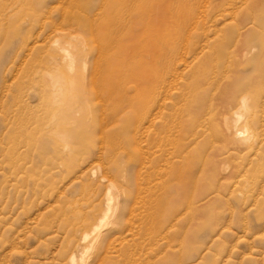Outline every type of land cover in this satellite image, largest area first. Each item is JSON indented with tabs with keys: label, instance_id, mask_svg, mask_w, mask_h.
Wrapping results in <instances>:
<instances>
[{
	"label": "rangeland",
	"instance_id": "rangeland-1",
	"mask_svg": "<svg viewBox=\"0 0 264 264\" xmlns=\"http://www.w3.org/2000/svg\"><path fill=\"white\" fill-rule=\"evenodd\" d=\"M81 257L264 264V0H0V264Z\"/></svg>",
	"mask_w": 264,
	"mask_h": 264
},
{
	"label": "bare ground",
	"instance_id": "bare-ground-1",
	"mask_svg": "<svg viewBox=\"0 0 264 264\" xmlns=\"http://www.w3.org/2000/svg\"><path fill=\"white\" fill-rule=\"evenodd\" d=\"M60 37H64L66 34L64 33V32H61V33H59L58 34ZM59 40V39H58ZM60 42V41H59ZM57 44H58V41H57ZM56 47H59L58 45L56 46ZM61 48V47H60ZM63 50V48H61V51ZM57 51V50H56ZM63 52H65V55H69L70 53H68V52H66V50L64 49L63 50ZM66 57V56H65ZM65 61V60H64ZM237 117V116H236ZM235 118V117H234ZM238 120H231V119H226L225 120V129H224V131H225V133H226V136L228 137V139H230L229 138V136H231V135H240V131H239V129H238ZM235 139V138H234ZM110 206V205H109ZM108 206V207H109ZM95 229V228H94ZM87 234V233H86ZM87 235H89V234H87ZM84 236L85 238V240L87 239V237H89V236ZM98 238V237H97ZM100 239V238H99ZM84 240V241H85ZM98 240V239H97ZM83 241V240H82ZM96 245V244H95ZM82 250H83V248H82ZM81 255H83V254H81ZM85 256V255H84ZM82 258V257H81ZM86 258V257H85ZM79 259V258H78ZM84 258H82L80 261L81 262H83L82 264H87L89 261H87V263L86 262H84ZM80 262V263H81ZM70 264H77V261H76V259L75 258H72L71 259V261H70Z\"/></svg>",
	"mask_w": 264,
	"mask_h": 264
}]
</instances>
